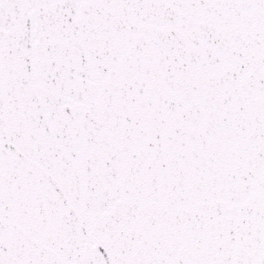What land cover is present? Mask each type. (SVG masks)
I'll list each match as a JSON object with an SVG mask.
<instances>
[{"label":"snow or ice","instance_id":"1","mask_svg":"<svg viewBox=\"0 0 264 264\" xmlns=\"http://www.w3.org/2000/svg\"><path fill=\"white\" fill-rule=\"evenodd\" d=\"M0 264H264V0H0Z\"/></svg>","mask_w":264,"mask_h":264}]
</instances>
